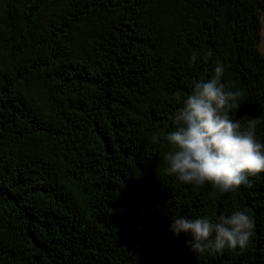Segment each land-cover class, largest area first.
Wrapping results in <instances>:
<instances>
[{
	"label": "trees",
	"instance_id": "16d2710c",
	"mask_svg": "<svg viewBox=\"0 0 264 264\" xmlns=\"http://www.w3.org/2000/svg\"><path fill=\"white\" fill-rule=\"evenodd\" d=\"M264 0H0V264H264V173L219 195L155 142L224 66L264 143ZM197 56L195 64L191 57ZM245 209L248 245L194 253L180 216Z\"/></svg>",
	"mask_w": 264,
	"mask_h": 264
},
{
	"label": "clouds",
	"instance_id": "9594fccd",
	"mask_svg": "<svg viewBox=\"0 0 264 264\" xmlns=\"http://www.w3.org/2000/svg\"><path fill=\"white\" fill-rule=\"evenodd\" d=\"M197 56L191 57L195 64ZM224 66L217 62L214 75L195 81L183 106L173 116L174 130L153 140L171 148L168 170L182 184L201 187L210 184L219 195L251 187L250 178L264 173V143L256 138V120L246 128L231 118L240 103V93L226 90ZM170 232L190 236L186 245L196 254L243 250L253 235L254 223L245 209L221 215L213 222L208 216L172 219Z\"/></svg>",
	"mask_w": 264,
	"mask_h": 264
},
{
	"label": "rangeland",
	"instance_id": "374dc122",
	"mask_svg": "<svg viewBox=\"0 0 264 264\" xmlns=\"http://www.w3.org/2000/svg\"><path fill=\"white\" fill-rule=\"evenodd\" d=\"M259 48L264 53V10L262 12V30H261V41L259 44Z\"/></svg>",
	"mask_w": 264,
	"mask_h": 264
}]
</instances>
